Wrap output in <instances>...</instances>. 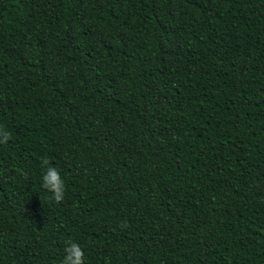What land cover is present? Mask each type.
<instances>
[{
  "label": "trees",
  "instance_id": "trees-1",
  "mask_svg": "<svg viewBox=\"0 0 264 264\" xmlns=\"http://www.w3.org/2000/svg\"><path fill=\"white\" fill-rule=\"evenodd\" d=\"M0 131V264H264V0H0Z\"/></svg>",
  "mask_w": 264,
  "mask_h": 264
},
{
  "label": "clouds",
  "instance_id": "clouds-1",
  "mask_svg": "<svg viewBox=\"0 0 264 264\" xmlns=\"http://www.w3.org/2000/svg\"><path fill=\"white\" fill-rule=\"evenodd\" d=\"M0 143H7L10 139V134L6 131H0ZM42 168L44 174L42 176V187L53 194V199L56 202H61L64 199L65 183L62 179L59 170L56 167L50 166L48 159H43ZM65 256L61 264H84V251L81 246L74 241H67L64 247Z\"/></svg>",
  "mask_w": 264,
  "mask_h": 264
}]
</instances>
